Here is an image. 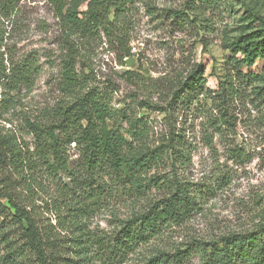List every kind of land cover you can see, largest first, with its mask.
I'll return each instance as SVG.
<instances>
[{"label": "rangeland", "instance_id": "rangeland-1", "mask_svg": "<svg viewBox=\"0 0 264 264\" xmlns=\"http://www.w3.org/2000/svg\"><path fill=\"white\" fill-rule=\"evenodd\" d=\"M186 1H136L123 28L133 53L128 56L130 64L126 62L128 57L123 65L119 63L115 41L103 33L100 38L97 34L70 36L79 53L75 69L80 88L106 91L110 105L126 112L129 120L119 114L117 128L130 141L129 131L143 132L139 142L133 144L136 149H153L166 142L170 132L181 134L183 164L174 166L164 155L143 175L176 177L194 184L200 201L197 210L182 223L171 224L139 245L126 264H141L156 250L172 252L264 223V58H258L252 66L258 79L251 84L242 82L245 97L231 107L230 124H221L219 131H206V115L220 116L208 101L201 106L208 108L206 115L201 108L156 109L171 101L173 91L193 63L204 67L205 87L216 88L232 65V60L228 61L232 48L242 45L254 31L245 5L264 17V0H221L220 8L205 14V28L202 24L177 23L178 18L172 17L171 11L182 10ZM63 30V21L50 0H0V60L7 67L26 61L33 66L30 77L15 89L0 81V100L7 99L0 101V133L13 135L29 150L33 149V138L26 121H46L55 105L71 98L62 76V60L67 52ZM235 55L242 57L240 52ZM126 70L132 74L124 75ZM258 91L262 93L256 94ZM144 101L150 107L143 106ZM67 153L70 161H76L78 153L73 143ZM31 177L34 181L27 195L33 197L28 207L40 222L51 224L50 229L64 237L74 236L70 225L74 218L81 220L90 235L108 236L122 219L146 210L164 193L152 181L129 190L105 176L102 180L109 192L94 205L89 200L87 213L78 218L74 216L78 212L65 209L64 203L70 202V207L74 204L67 200L66 191L61 192L67 181L64 175L50 174L42 168ZM1 248L0 253L4 251ZM187 264L202 263L193 253Z\"/></svg>", "mask_w": 264, "mask_h": 264}, {"label": "trees", "instance_id": "trees-1", "mask_svg": "<svg viewBox=\"0 0 264 264\" xmlns=\"http://www.w3.org/2000/svg\"><path fill=\"white\" fill-rule=\"evenodd\" d=\"M136 1L50 0L63 21L67 52L62 60V76L71 98L55 105L46 121H26L33 138L32 150L23 147L13 135L0 133V246L4 248L0 264H126L139 245L171 224L182 223L199 207L194 184L176 177L157 179L143 175L162 161L164 155L174 166L183 164L181 134L170 132L166 142L159 146L136 149L133 144L139 142L143 132L129 131L130 141L117 128L119 114L129 120L126 112L110 105L106 91L92 88L82 91L78 83L81 81L75 65L79 53L70 36L97 34L100 38L103 33L115 41L119 63L123 65V59L133 54L123 28ZM220 2L187 0L182 10L171 11L172 17L178 18L177 23L200 26L206 20L205 14L220 8ZM245 10L252 18L254 31L242 45L232 48V58L228 60H232V65L217 81L216 88L205 87L204 67L193 63L173 91L171 101L166 107H156L157 110L165 112L183 106L191 110L201 108L206 115L208 108L201 106L208 101L220 116L206 115V131H219L221 124H230L231 107L245 97L242 82L251 84L258 79L252 66L258 58H264V17L249 6L245 5ZM202 25L205 28L208 24ZM238 52L241 58L236 57ZM32 70L30 61L7 67L0 60V81L15 89L30 77ZM123 74L130 76L132 72L126 70ZM144 102L143 106L150 107ZM72 143L78 153L76 161H70L67 153ZM42 168L50 174L58 172L65 176L67 181L61 192L66 191L67 200L74 204L70 207V202L64 203L65 209L78 212L74 213L78 218L87 213L89 200L94 205L109 192L102 180L105 176L129 190L152 181L164 193L146 210L122 219L108 236L90 235L84 231L81 220L74 218L71 234L77 233L64 237L54 233L51 224L40 222L32 207H28V200L33 197L27 195L31 180L34 181L31 174ZM193 253L198 254L202 264H264V223L252 230L221 235L216 240L190 243L172 252L156 250L141 264H187Z\"/></svg>", "mask_w": 264, "mask_h": 264}, {"label": "bare ground", "instance_id": "bare-ground-1", "mask_svg": "<svg viewBox=\"0 0 264 264\" xmlns=\"http://www.w3.org/2000/svg\"><path fill=\"white\" fill-rule=\"evenodd\" d=\"M130 62H131V60H130L129 57H128V59H127V63L130 64Z\"/></svg>", "mask_w": 264, "mask_h": 264}, {"label": "water", "instance_id": "water-1", "mask_svg": "<svg viewBox=\"0 0 264 264\" xmlns=\"http://www.w3.org/2000/svg\"><path fill=\"white\" fill-rule=\"evenodd\" d=\"M129 59L131 60V57H129ZM126 62H127V60H126ZM128 64V63H127Z\"/></svg>", "mask_w": 264, "mask_h": 264}]
</instances>
